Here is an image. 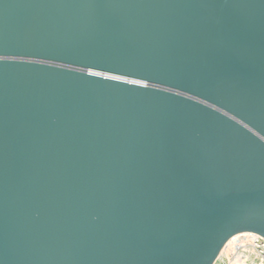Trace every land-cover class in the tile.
I'll use <instances>...</instances> for the list:
<instances>
[{"label":"water","instance_id":"water-1","mask_svg":"<svg viewBox=\"0 0 264 264\" xmlns=\"http://www.w3.org/2000/svg\"><path fill=\"white\" fill-rule=\"evenodd\" d=\"M264 238V0H0V264H213Z\"/></svg>","mask_w":264,"mask_h":264},{"label":"built area","instance_id":"built-area-1","mask_svg":"<svg viewBox=\"0 0 264 264\" xmlns=\"http://www.w3.org/2000/svg\"><path fill=\"white\" fill-rule=\"evenodd\" d=\"M213 264H264V238L253 232L231 236Z\"/></svg>","mask_w":264,"mask_h":264}]
</instances>
